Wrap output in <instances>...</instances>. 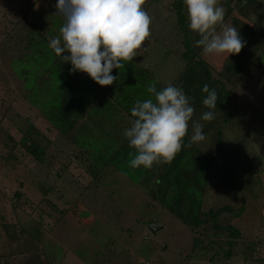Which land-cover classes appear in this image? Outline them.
<instances>
[{"label":"rangeland","instance_id":"rangeland-1","mask_svg":"<svg viewBox=\"0 0 264 264\" xmlns=\"http://www.w3.org/2000/svg\"><path fill=\"white\" fill-rule=\"evenodd\" d=\"M173 2L0 0V264H264V0H185L183 6L194 49L202 47L199 55L207 59L210 76L229 96L211 115L191 108L181 121L191 140L218 159L202 203L205 213L233 208L219 212L218 227L209 217L196 228L184 224L119 172L88 171L74 144L29 102L12 69L27 31L43 34L34 17L53 3L111 38L169 86L186 65ZM244 30L257 37L254 58L243 48ZM235 43L243 48L242 68L227 74L226 56ZM20 68L26 80L31 68ZM220 83L217 90L225 97ZM201 94L198 101L207 102L209 112L215 95ZM30 124V135L37 130L46 146L41 161L20 143ZM228 173L238 190L223 182ZM150 222L162 228L150 233ZM226 225L240 236L231 237ZM229 240L235 244L226 257Z\"/></svg>","mask_w":264,"mask_h":264},{"label":"trees","instance_id":"trees-1","mask_svg":"<svg viewBox=\"0 0 264 264\" xmlns=\"http://www.w3.org/2000/svg\"><path fill=\"white\" fill-rule=\"evenodd\" d=\"M173 3L184 32L182 57L186 65L169 86L161 83L151 69L137 64L111 38L64 6L53 3L41 17H34L43 34L33 28L28 30L24 52L11 61V66L22 80L29 102L51 127L74 144L78 155L88 161V171L119 172L144 186L153 199L184 224L196 228L210 218L218 227L216 216L220 211L232 212L231 206L202 212L209 170L218 159L190 139L181 121L190 117L191 108L208 115L219 110L229 97L228 91L210 76L207 59L199 55L202 47L194 49L191 43L183 13L185 0ZM242 34L243 48L249 58H254L258 53L256 35L245 30ZM230 48L227 74L241 70L244 55L236 43ZM21 66L31 68L26 80V70ZM219 83L225 97L217 90ZM210 91L216 100L208 112V103L198 99L201 93L208 96ZM166 102L169 105L165 107ZM159 117L163 122H159ZM30 129L31 124L20 143L33 159L41 161L46 146L38 140L37 130L31 136ZM158 133L161 141L156 137ZM217 134L221 136V131ZM221 178L238 190L230 173ZM242 209L241 206L235 215ZM224 229L231 237L240 236L234 226L226 225ZM194 242L199 240L194 238ZM227 244L225 256L229 257L235 242L229 240ZM204 247H209L207 242Z\"/></svg>","mask_w":264,"mask_h":264},{"label":"water","instance_id":"water-1","mask_svg":"<svg viewBox=\"0 0 264 264\" xmlns=\"http://www.w3.org/2000/svg\"><path fill=\"white\" fill-rule=\"evenodd\" d=\"M147 230L150 232V233H155L157 230H159L160 228H162V225L161 224H158L156 222H150L149 224H147Z\"/></svg>","mask_w":264,"mask_h":264},{"label":"crops","instance_id":"crops-1","mask_svg":"<svg viewBox=\"0 0 264 264\" xmlns=\"http://www.w3.org/2000/svg\"><path fill=\"white\" fill-rule=\"evenodd\" d=\"M117 46L121 48V46H119V45H117ZM121 49L124 50L123 48H121ZM136 63H137V62H136ZM137 64H138V63H137ZM157 79H158V78H157ZM158 80H159V79H158ZM161 83H162V82H161ZM163 84H164V83H163ZM166 86H167V85H166ZM167 105H169V103L166 102L165 107H166ZM159 122H163L162 119H161V117H159ZM160 135H161V134L158 133L156 137H157V138H160ZM158 136H159V137H158ZM190 139H191V138H190Z\"/></svg>","mask_w":264,"mask_h":264}]
</instances>
